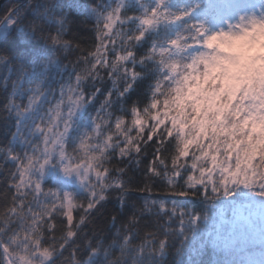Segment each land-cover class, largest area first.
<instances>
[{"label":"snow or ice","instance_id":"snow-or-ice-1","mask_svg":"<svg viewBox=\"0 0 264 264\" xmlns=\"http://www.w3.org/2000/svg\"><path fill=\"white\" fill-rule=\"evenodd\" d=\"M0 92V264H264V0H20Z\"/></svg>","mask_w":264,"mask_h":264},{"label":"trees","instance_id":"trees-1","mask_svg":"<svg viewBox=\"0 0 264 264\" xmlns=\"http://www.w3.org/2000/svg\"><path fill=\"white\" fill-rule=\"evenodd\" d=\"M85 2H87V0H85ZM16 3H19V2H17L16 0H9V1L5 2L3 4L2 8H1L0 16H2L4 14L5 9L7 7H9V6L13 5V4H16ZM80 19L82 20L83 17H80ZM84 27L85 26L83 24H80L79 21H78V28H74L73 30L74 31L80 30V35L84 36V37H87L88 33L86 31H83ZM3 96H4L3 92H0V102H2Z\"/></svg>","mask_w":264,"mask_h":264},{"label":"water","instance_id":"water-1","mask_svg":"<svg viewBox=\"0 0 264 264\" xmlns=\"http://www.w3.org/2000/svg\"><path fill=\"white\" fill-rule=\"evenodd\" d=\"M7 1H9V0H0V11H1V8H2V6H3V4L5 3V2H7ZM17 2H20V0H16Z\"/></svg>","mask_w":264,"mask_h":264}]
</instances>
